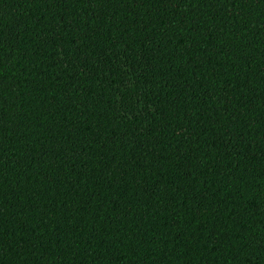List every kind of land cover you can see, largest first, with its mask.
<instances>
[{
	"label": "trees",
	"instance_id": "1",
	"mask_svg": "<svg viewBox=\"0 0 264 264\" xmlns=\"http://www.w3.org/2000/svg\"><path fill=\"white\" fill-rule=\"evenodd\" d=\"M0 264H264V0H0Z\"/></svg>",
	"mask_w": 264,
	"mask_h": 264
}]
</instances>
